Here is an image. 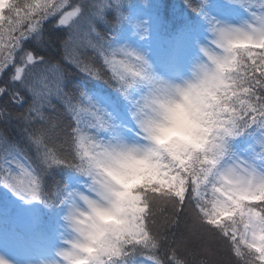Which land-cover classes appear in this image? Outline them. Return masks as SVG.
<instances>
[{"label":"snow or ice","instance_id":"6c2138e0","mask_svg":"<svg viewBox=\"0 0 264 264\" xmlns=\"http://www.w3.org/2000/svg\"><path fill=\"white\" fill-rule=\"evenodd\" d=\"M0 191L27 264H264V0H0Z\"/></svg>","mask_w":264,"mask_h":264},{"label":"rangeland","instance_id":"374dc122","mask_svg":"<svg viewBox=\"0 0 264 264\" xmlns=\"http://www.w3.org/2000/svg\"><path fill=\"white\" fill-rule=\"evenodd\" d=\"M5 207L3 211L11 210L13 206L17 207V215L12 219V222L22 229H35L37 224L33 223V215L38 214L43 217L42 208L30 207L22 205L20 202L15 201L10 194L1 193ZM15 204V205H14ZM0 253L7 254L8 258L15 262V264H27L28 260H34L36 258L37 249L35 251L29 250L28 247H23L18 242H12L5 236L0 235Z\"/></svg>","mask_w":264,"mask_h":264},{"label":"trees","instance_id":"16d2710c","mask_svg":"<svg viewBox=\"0 0 264 264\" xmlns=\"http://www.w3.org/2000/svg\"><path fill=\"white\" fill-rule=\"evenodd\" d=\"M177 2H182V0H177ZM1 192L0 191V195H1ZM0 206H2V204L0 203ZM165 210L162 209L161 210V215H163V212ZM46 215V210L43 211V217ZM42 217V218H43ZM2 224L0 223V229H1ZM45 225L43 223V219L41 220L40 223L37 224V227L35 228L34 232L32 231H28V230H24L21 232V237L20 239L23 241V243L26 245V246H31L36 240L40 239L41 240V233L44 229ZM8 228L9 229H13L12 226L8 225Z\"/></svg>","mask_w":264,"mask_h":264}]
</instances>
